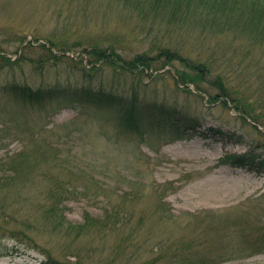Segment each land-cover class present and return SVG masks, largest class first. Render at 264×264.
I'll use <instances>...</instances> for the list:
<instances>
[{
  "label": "rangeland",
  "instance_id": "obj_1",
  "mask_svg": "<svg viewBox=\"0 0 264 264\" xmlns=\"http://www.w3.org/2000/svg\"><path fill=\"white\" fill-rule=\"evenodd\" d=\"M71 1L75 2L0 0V54L17 62L11 66L0 62V157L16 153L24 145L31 150L37 143L49 150L35 174L36 180L33 175V180L19 191L10 187L7 192L0 190V264H41L43 254L30 247L24 236L12 234L24 227L22 221L33 207L15 205L12 200L18 193L28 199L31 193L55 184V179L64 182L59 185L69 195L64 213L73 222L82 221L86 211L98 216L107 202H122L123 196L131 193L126 204L136 217H144L139 234L142 240L189 237L201 232L224 255L233 252L237 256L219 264H264V248L247 257L242 251L246 233L264 230V170L235 162L238 157L246 161L253 154L264 157V127H252L256 122H245L234 106L221 100L209 103L208 95H196L193 83L189 84L192 92L183 90L187 85L176 74L182 63L174 61L163 69L148 70L152 76L139 83L146 100L165 102V115L175 110L194 118L187 129L189 134L181 137L154 125L139 133L129 132L118 126L111 109L93 105L85 109L64 104L44 111L24 110L4 98L3 90L11 82L34 87L80 84L78 69L90 60L83 49L110 47L132 59L142 52L155 56L161 47L170 45L194 58L212 57L216 73L227 74L235 67L244 71L251 80L240 84L236 93L256 100L264 98V76L242 58L246 49L236 48L246 44V38L240 35L232 44L222 32L191 22L185 27L152 25L151 19L144 21L116 3L95 9L96 3L90 5L94 13L82 14ZM243 12L244 16L249 13L247 8ZM49 39L56 43L54 50L71 48L65 52L67 60L49 59L47 51L40 48L23 51L29 43ZM250 52L254 59L264 56V50ZM158 73L165 74L156 77ZM99 75L117 87L134 84L131 75H116L111 66ZM213 77L207 76L200 84L215 94L217 88L208 82ZM257 104L264 111V105ZM162 201L164 208L158 209ZM207 212L212 217L203 222ZM50 235L39 231L36 238L41 242L57 239Z\"/></svg>",
  "mask_w": 264,
  "mask_h": 264
},
{
  "label": "trees",
  "instance_id": "obj_2",
  "mask_svg": "<svg viewBox=\"0 0 264 264\" xmlns=\"http://www.w3.org/2000/svg\"><path fill=\"white\" fill-rule=\"evenodd\" d=\"M73 1L75 2L70 3L76 5L77 12L82 14L94 13L90 5L96 3L98 6L95 9L116 3L122 9L138 14L144 21L151 19L149 22L152 25L159 23L161 26L165 23L185 27L190 22L196 27L204 25L206 28L222 32L220 34L225 35L232 44L243 35L247 43L236 48L243 46L246 51L243 50L242 58L245 61L249 60L250 67L258 68L254 72L264 76V56H259V59L250 56L251 50H264V0H82L79 3L78 0ZM244 8L248 9L247 16L243 15ZM38 42L36 40L29 43L23 51L28 47L40 48L47 51L49 59L59 60L66 59L65 52L71 49L54 50L56 43L51 39L49 42ZM83 52L89 54L90 60L86 66L78 69L79 78H82L80 84L68 82L66 85L57 83L46 87H34L26 83L11 82L3 87L4 98L11 99L24 110L44 111L64 104H72L77 109H85L90 105L96 109L109 108L118 126L124 130L139 133L142 128L154 125L181 137L189 134L187 129L193 125L194 118L178 114L174 109L173 113L165 115L167 110L165 102L146 100L139 85L152 74L149 75L148 70L154 72L167 65H173L174 61H179L183 67L177 68L176 74L180 82L187 85L183 90L192 92L189 84L193 83L198 90L196 95L203 98L208 95L209 103L221 100L227 106H234L245 122L248 119L256 122L252 127L258 128V125L264 127V111L261 112L257 107V102L264 105V98L254 100L249 95L245 97L236 93L240 84H248L251 80L249 75L237 67L227 74L216 73L212 57L204 59L200 55L194 58L170 45L161 47L155 56L149 52H142L132 59L124 58L110 47L96 46L91 50L83 49ZM0 62L8 66L17 63L2 53ZM106 66H111L116 75H131L134 84L130 87H117L116 84L106 82L105 78L99 75ZM119 72L121 74H118ZM164 74L158 73L156 77ZM207 76H214L208 79V82L211 87L217 88L215 94L200 84L207 80ZM177 127L180 131L173 132ZM48 153L49 150L37 143L31 150L26 149L24 145L16 153L0 157V190L7 192L10 187L19 191L25 188V183L29 182L33 175L36 180L35 174L38 175L39 166L46 160ZM235 162L240 164L242 162L241 165H254L258 170H264V157L261 155L253 154L246 157V161L238 157ZM55 180V184L48 185L46 190L31 193L28 199L27 197L22 199L23 193H18L20 195L15 201L12 200L15 205L26 204L33 207L28 217L22 221L24 227L14 230L12 234L24 236L30 247L43 254L41 264H134L137 260V264H157L161 261L163 264H219L237 257L233 252L224 255L221 248L208 240V236L201 234L200 230H197L200 233L194 232L189 237L142 240L139 234L145 224L144 217H136L133 209L126 204L131 193H126L122 202H107L100 215L96 216L86 211L82 221L73 222L64 213V203L69 197L68 193L60 189L62 187L59 185H64V182L58 183L57 179ZM162 208L163 201L158 206V209ZM211 215L212 213L207 212L202 221L212 217ZM39 231L48 232L51 234L50 237L55 236L57 239L48 238L50 240L41 242L36 238ZM244 241L246 243L245 249H242L244 257L259 253L264 248V230L260 228L257 234L246 233ZM72 258L73 261L70 260ZM124 261L126 262L123 263Z\"/></svg>",
  "mask_w": 264,
  "mask_h": 264
}]
</instances>
